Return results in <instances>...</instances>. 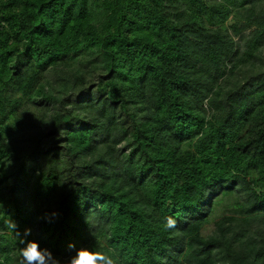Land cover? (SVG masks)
<instances>
[{"label": "trees", "instance_id": "1", "mask_svg": "<svg viewBox=\"0 0 264 264\" xmlns=\"http://www.w3.org/2000/svg\"><path fill=\"white\" fill-rule=\"evenodd\" d=\"M10 220L60 259L264 264V0H0V264Z\"/></svg>", "mask_w": 264, "mask_h": 264}, {"label": "clouds", "instance_id": "2", "mask_svg": "<svg viewBox=\"0 0 264 264\" xmlns=\"http://www.w3.org/2000/svg\"><path fill=\"white\" fill-rule=\"evenodd\" d=\"M59 217V213L53 211L45 213L42 219L51 223ZM177 222L172 217H167L165 230L176 229ZM9 228L13 230L24 246L20 249L18 264H119L118 254L114 250L111 254L106 252L94 251L87 246L76 247L74 243H69V249L75 251L67 258L60 259L55 257L47 248H41L36 240L27 239L31 235V229H24L20 232L18 225L14 220L9 221Z\"/></svg>", "mask_w": 264, "mask_h": 264}, {"label": "rangeland", "instance_id": "3", "mask_svg": "<svg viewBox=\"0 0 264 264\" xmlns=\"http://www.w3.org/2000/svg\"><path fill=\"white\" fill-rule=\"evenodd\" d=\"M211 228H212V226L209 225L208 228L204 230V233H207L208 232V229L211 230ZM102 244H104V243L102 242Z\"/></svg>", "mask_w": 264, "mask_h": 264}]
</instances>
